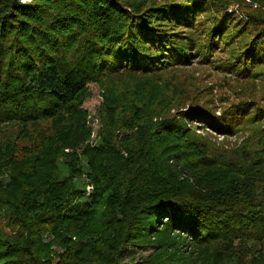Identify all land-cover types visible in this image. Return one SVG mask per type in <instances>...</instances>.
I'll return each instance as SVG.
<instances>
[{
	"label": "trees",
	"instance_id": "16d2710c",
	"mask_svg": "<svg viewBox=\"0 0 264 264\" xmlns=\"http://www.w3.org/2000/svg\"><path fill=\"white\" fill-rule=\"evenodd\" d=\"M249 1L0 0V264H264V99L217 116L209 87L172 82L197 64L264 86ZM198 124L247 138L220 152Z\"/></svg>",
	"mask_w": 264,
	"mask_h": 264
},
{
	"label": "rangeland",
	"instance_id": "374dc122",
	"mask_svg": "<svg viewBox=\"0 0 264 264\" xmlns=\"http://www.w3.org/2000/svg\"><path fill=\"white\" fill-rule=\"evenodd\" d=\"M245 1L247 3L250 2L249 0H245ZM229 12L233 13L239 19L245 20V15L239 9L238 5H231L229 7ZM191 68L193 69V71H190ZM187 72L195 78L196 85L198 87H196V85H191V90H190V87L188 88L189 85L188 79L185 74L174 75V80L172 81L173 84H179L180 93L184 96L183 101L187 100V98L190 97L191 94H193L192 91L194 89H199L201 93H204L205 89L209 87L210 88L209 93L211 97L210 99H212L211 103L215 107L217 116L221 114L222 109L227 107V104L236 102L239 99L248 100L249 98L250 100L258 101L259 103H261L262 100L264 99V93H263L264 86L261 85L256 86V85H251V83H248L247 87L249 89H246L244 87L246 89L245 93L241 91V93L237 94V92L239 91V87H235L233 90L232 89L230 90L225 86H223L222 88L221 84L223 82L221 81L222 77L220 75H218L217 73H212L207 69L200 68L198 67L197 64H193L192 66L187 68L186 73ZM169 77L170 76L166 75V77L164 78H169ZM232 86H236V85H232ZM202 88L204 89L201 90ZM92 89H93V98L91 102L88 104V108L86 110V122L90 129V137L86 141L85 145H87L89 148H93L98 144L101 136L100 132L102 129L98 115V104L100 101L98 98H95V96L97 95V88L93 86ZM253 89H255L256 91H252ZM223 99L224 101L225 100L227 101V104L222 103ZM198 125L200 126V124ZM195 130H197L196 132L199 133L200 135L203 134L206 135V138L211 144V148H213L214 150L219 149L220 152L223 150L230 151L237 148L240 144H243V141L247 138V134L245 132L244 133L239 132L238 134L226 136V135L218 134L212 131L208 127L200 126L198 127V129ZM122 135H123L122 132L118 133V137H121ZM213 153L216 154V151ZM81 186L82 184L80 185V187ZM91 188L92 187L87 184L85 188L86 192L91 193L92 192ZM50 239L51 237L46 235L44 236L45 241H48ZM248 245L252 252H256L261 247L260 243L256 241H250L248 242ZM155 248L156 246L137 248L132 258L135 260L145 258L149 256L154 251ZM130 259L131 258L128 257L125 258L124 261L127 262Z\"/></svg>",
	"mask_w": 264,
	"mask_h": 264
}]
</instances>
